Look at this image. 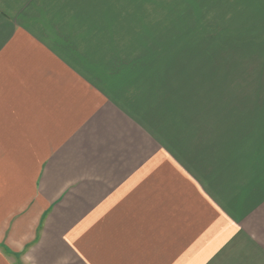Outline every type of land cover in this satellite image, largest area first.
I'll use <instances>...</instances> for the list:
<instances>
[{
    "label": "crops",
    "instance_id": "obj_1",
    "mask_svg": "<svg viewBox=\"0 0 264 264\" xmlns=\"http://www.w3.org/2000/svg\"><path fill=\"white\" fill-rule=\"evenodd\" d=\"M76 14L0 0V264H264V168L186 150Z\"/></svg>",
    "mask_w": 264,
    "mask_h": 264
},
{
    "label": "rangeland",
    "instance_id": "obj_2",
    "mask_svg": "<svg viewBox=\"0 0 264 264\" xmlns=\"http://www.w3.org/2000/svg\"><path fill=\"white\" fill-rule=\"evenodd\" d=\"M67 1L105 34L104 59H137L131 83L163 97L186 150L228 136L242 167L264 168V0Z\"/></svg>",
    "mask_w": 264,
    "mask_h": 264
}]
</instances>
